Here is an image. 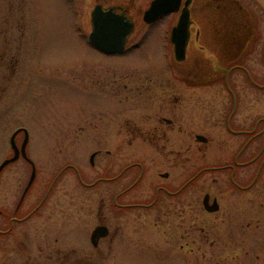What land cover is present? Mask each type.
Masks as SVG:
<instances>
[{
	"label": "flooded vegetation",
	"instance_id": "1",
	"mask_svg": "<svg viewBox=\"0 0 264 264\" xmlns=\"http://www.w3.org/2000/svg\"><path fill=\"white\" fill-rule=\"evenodd\" d=\"M30 1L33 10L34 0ZM152 1L146 9L137 11L138 0H94L89 12V36L94 31L92 15L96 8L103 13L126 17L133 24V31L125 39L120 53L107 54L89 45L110 58L141 49L144 54H150L151 49H145L144 44L150 39L151 28L165 18L174 17L171 29L167 30L168 36H171L187 3L190 32L187 58L183 64L180 63L181 81L177 84L168 80L159 81L150 88L149 96L136 98L121 96L125 88L122 78L107 82L113 96L102 99L103 116L88 117L84 128L75 129L74 134H70L73 137H88V140L96 138L89 140V144L92 142L89 147L94 149L92 155L95 154L90 165L102 174L93 182H87L81 169L71 164L51 174L50 170L44 171L32 154L34 146L30 144V135L27 144H24L25 130L17 135H24L23 142L10 145V151L0 162L1 166L5 160L17 157L0 172V264H120L125 256L151 261L153 258L145 252L134 253L131 246L125 244L126 235L134 240L130 243L142 242L147 232L140 231L141 227L149 226L153 213H158L165 220L179 218L175 222L182 224L188 203L181 196L201 174L213 170L230 174L228 185L232 206H239L244 198L240 207L243 212H248L249 203L255 199L251 196L252 191L261 189L259 182L264 173V0H210L209 3L181 0L177 11L165 13L148 23L144 15ZM28 2L0 0V8L4 9L0 16V23L3 24L0 41H5L0 58L4 60L11 55L10 65L0 64V103L4 110L0 114L8 118L12 116L14 106L18 109L14 108L16 114L23 113L18 112L21 104L11 97L14 81L21 83L24 76L31 73L30 69L36 68L32 70L33 74L41 72L38 69L40 63L32 68L26 65L19 67L24 54L34 55L31 53L33 47L30 49L28 45L26 48V45L24 48V44L32 41L33 45L35 36L39 42L41 39L39 25L34 28V16L30 17L32 12H27ZM205 9L212 10L213 16H206ZM81 12L87 18L88 12L78 10L83 15ZM226 20L228 26L224 25ZM224 27L226 30H223ZM86 37V34H79L83 40ZM158 43L157 47H162L160 40ZM171 45L174 53L175 47L173 43ZM223 50L227 51L224 56ZM226 56L227 59L224 58ZM172 67L163 63L147 68L166 73L173 71ZM207 76L209 80L203 82L202 78ZM125 110L136 111V117L126 120ZM217 130L230 137L229 153L224 156L226 161L204 167L190 181H174L179 185L177 188L159 182L151 197L133 194L145 178L146 168L144 162L123 166L126 134H133L132 138L136 141L140 139L148 143V146L138 147V150L150 151L151 161L163 164L171 156H186L187 162V153L192 152L190 147L193 144L173 145L171 137L174 132L189 137L184 138L186 140L193 136L197 142L207 146L212 140L207 135ZM52 147L53 157L55 154L59 158V146ZM96 159L103 165H97ZM133 168L139 170L138 177L125 186V174ZM69 170L76 174L75 180L68 186H62V176ZM160 178L168 181L172 176L164 173L160 174ZM215 181L217 183L219 178ZM79 186L89 191H81ZM98 188L100 191L93 192ZM206 195H210V204L218 203L216 213L220 212L223 206L220 194L212 196L206 192L203 202ZM238 195L239 199L236 198ZM260 207H264L263 201ZM204 210L208 212L205 207ZM126 225L130 227L127 234ZM180 247L184 248L183 245Z\"/></svg>",
	"mask_w": 264,
	"mask_h": 264
},
{
	"label": "rangeland",
	"instance_id": "2",
	"mask_svg": "<svg viewBox=\"0 0 264 264\" xmlns=\"http://www.w3.org/2000/svg\"><path fill=\"white\" fill-rule=\"evenodd\" d=\"M150 1L138 0L137 11L146 9ZM93 5L94 0H34V9L31 10L32 4L29 0L27 12L29 14L32 12L30 17L34 16V28L37 29L39 25L41 39L39 42L35 36L33 45L32 41L24 44V48L26 45V48L28 45L30 49L33 47L31 53L34 55L24 54L19 67L26 65L32 68L40 63L38 69L41 72L33 74L32 70L36 69L33 68L29 70L31 73L24 76L21 83L14 81L11 97L22 105L18 112L23 113L16 114L15 111L18 109L14 106L17 110L14 108L11 110L13 114L10 118L3 113L0 114V162L10 151V139L14 132L17 128L24 127L25 134L30 135V144L34 146L32 154L34 153L35 160L38 159L40 162L38 166L41 169L50 170L51 174L71 164L81 169L87 182H93L102 174L98 168L92 169L90 165L94 149L89 147L92 144L91 141L89 144V140L96 138L91 137L92 139L88 140V137H73L70 134H74L75 129L84 128L88 117L103 116L102 99L113 96L107 82L122 78L125 88L121 96L136 98L149 96L150 88L155 87L159 81L168 80L174 84L181 81L183 77L181 64L174 58L169 31L167 32L171 29L174 17L165 18L151 28L150 39L145 41L144 48H150L152 53L146 55L141 49L131 54L125 53V56L110 58L96 52L88 42L91 30L89 12ZM78 10L88 12L87 18L82 12L83 15L78 13ZM204 12L208 17L213 16L212 10L205 9ZM3 13L4 9L0 8V16ZM226 22L228 20L224 25L228 26ZM140 23L143 30L142 20ZM1 25L3 24L0 23V28ZM79 34H86L87 37L83 40L79 38ZM159 40L162 47H157ZM4 43V40L0 41V50H4ZM18 43L17 41L15 45ZM222 52H224L222 56L227 54L226 50ZM224 58L227 59V56ZM206 62L211 65L209 60ZM10 63L11 55L4 60L3 57L0 58V64L6 66ZM163 63L172 65L174 70L157 73L147 68ZM207 78L208 76L202 78L203 82L209 80ZM2 109L0 103V113L4 112ZM135 112L125 110L124 118L134 119ZM58 134L59 136H56ZM132 135H125L123 166L144 162L145 178L133 191V194L143 197H151L159 182H165L174 188L179 187L173 182H181L184 179L190 181L199 175L204 167L216 166L223 163L222 160L226 161L224 156H228L229 153L230 137L219 130L207 135L212 139L207 146L197 142L193 136L186 140L184 138L189 137L174 132L171 137L173 145L193 144V147H190L192 152L187 153V162L186 156L178 158L171 156L166 163L155 164L151 161L150 151L138 150V147L149 144L140 139L136 141ZM23 140L24 135L21 134L16 142L22 143ZM53 145L59 146V158L55 157V154L53 157ZM96 162L97 165H103V162L97 159ZM138 171L137 168H133L126 172L125 186L136 180ZM164 173H169L172 179L162 180L160 174ZM75 175L73 171H67L62 176L64 178L61 185L68 186L74 182ZM176 178L178 180H175ZM215 178H219L217 183ZM229 182L230 174L227 172L216 173L213 170L201 174L181 196L188 203V211L182 216V224L175 222L180 220L179 218L165 220L159 217L158 213H153L149 226L141 227L140 231L147 232L142 242L130 243L134 240L126 235L125 244L130 245L134 253L145 252V255L152 257L153 260H135V257L131 259L125 256L120 264H264V207H260L261 202L264 203V173L259 182L262 184L261 189L252 191L251 196L255 199L249 203L248 212H243L240 207L244 203V198L240 200L239 206H232ZM78 188L81 191H89L80 186ZM95 191H100V188L93 190ZM206 192L212 196L220 194L223 199L220 212L213 214L203 211V197ZM236 198L239 199L240 195ZM129 228L125 226L126 234L130 231ZM181 245L184 246L183 249Z\"/></svg>",
	"mask_w": 264,
	"mask_h": 264
},
{
	"label": "water",
	"instance_id": "3",
	"mask_svg": "<svg viewBox=\"0 0 264 264\" xmlns=\"http://www.w3.org/2000/svg\"><path fill=\"white\" fill-rule=\"evenodd\" d=\"M178 1V2H177ZM154 0L151 7L146 11L144 20L148 23L154 22L161 15L177 11L178 5L181 0ZM93 25L94 31L91 35L92 42L94 45L107 53L122 52L125 45V39L132 33L133 24L128 21L124 16L103 13L99 9H95L93 12ZM190 17L189 12L185 10L177 24L172 31V43L175 47V58L178 62L186 60V47L189 41L190 32ZM17 133L12 138L14 139ZM28 135L24 144L28 142ZM203 140L204 137H198ZM16 145V143H15ZM95 155L92 156V160ZM17 157L10 160H6L0 167L1 170L10 162L15 161ZM204 206L209 212H216L219 210V205L215 201L213 205H210V195H206L204 199Z\"/></svg>",
	"mask_w": 264,
	"mask_h": 264
},
{
	"label": "bare ground",
	"instance_id": "4",
	"mask_svg": "<svg viewBox=\"0 0 264 264\" xmlns=\"http://www.w3.org/2000/svg\"><path fill=\"white\" fill-rule=\"evenodd\" d=\"M184 9H186V10L188 11V4H187V3H185ZM187 52H188V45H187V47H186V56H187V54H188ZM174 56H175V52H174ZM18 134H19V133H18ZM18 134H17V135H18ZM16 137H17V136H15V139H16ZM90 158H91V157H90Z\"/></svg>",
	"mask_w": 264,
	"mask_h": 264
}]
</instances>
